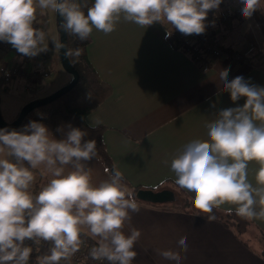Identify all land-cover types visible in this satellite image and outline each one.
Wrapping results in <instances>:
<instances>
[{
  "label": "clouds",
  "instance_id": "9594fccd",
  "mask_svg": "<svg viewBox=\"0 0 264 264\" xmlns=\"http://www.w3.org/2000/svg\"><path fill=\"white\" fill-rule=\"evenodd\" d=\"M242 15L251 18L261 0H241ZM221 0H0V41L11 45L29 59L48 51L46 32L34 27L37 15L52 11L62 17L59 25L68 36L88 40L93 30L105 35L121 21L149 27L166 21L184 35H200L206 30L208 12ZM84 9H87L85 13ZM171 32L166 33L170 37ZM54 49H66V58L82 55V49L69 48L53 40ZM229 68L219 71L223 91L233 103L246 98L242 106L219 110L206 123L207 139H193L171 159L174 183L189 193L197 213L209 214L230 205L225 212L246 220H264V87L236 76L228 80ZM214 107V105H213ZM100 120L96 124H102ZM57 131H62L58 128ZM88 133L68 126L66 138L57 140L42 123L30 122L20 131L0 129V264H30L33 245H51L49 254L38 264H70L87 239L95 244L89 256L108 264H132L134 246L141 231L130 227V213L139 212L136 195L121 171L105 169L108 178L92 182L87 162L99 159L95 139L83 140ZM168 164V161H164ZM257 167L254 181L249 165ZM37 175L48 177L38 192ZM167 180L152 185L158 191ZM180 251L160 250L165 260L181 264V251L187 252V237L177 241Z\"/></svg>",
  "mask_w": 264,
  "mask_h": 264
},
{
  "label": "crops",
  "instance_id": "0c3cea01",
  "mask_svg": "<svg viewBox=\"0 0 264 264\" xmlns=\"http://www.w3.org/2000/svg\"><path fill=\"white\" fill-rule=\"evenodd\" d=\"M227 3V7L241 8L238 4ZM260 9L264 12V0H261ZM234 17L231 25L239 23L235 31L213 29L219 42L241 53L242 58L235 60L223 55L212 59L210 65L174 47L166 38L165 21L149 27L121 21L115 31L107 35L93 30L87 56L100 78L110 85L111 92L88 112L85 121L91 126L97 125V120L103 122L99 125L104 127L102 138L106 151L115 168L123 173L130 189L135 185L151 187L161 180H167L169 187L178 189L170 168L171 159L189 141L207 139L205 125L215 119L219 110L245 103L244 97L233 103L230 94L223 91L220 70L230 69L229 81L243 76L250 83L264 87V54L259 47L261 38L258 32L263 40L264 35L255 22L257 29L255 26V31L249 29V36L241 29L244 18L241 15ZM37 27L44 26L39 24ZM47 42L46 35V46ZM53 49L51 42L48 47L51 56L57 52ZM0 58L33 65L38 56L32 59L22 57L8 44L0 52ZM59 71L60 66L54 73L60 74ZM54 73L45 85L52 84ZM70 79L71 75L63 84ZM20 82L22 84L8 85L7 92L26 97L18 110L10 114L11 118L24 103L42 97H29L27 91L15 86L25 85V81ZM41 87L42 84L37 89ZM49 93L45 91L43 96ZM36 122L44 124L55 139L66 138L69 124L62 122V131L55 133L47 124ZM4 156L2 154L0 158ZM165 160L168 164L164 163ZM87 166L92 168L94 184L108 178L107 166L100 156L98 160L88 161ZM256 167L254 163L249 165V179L253 183ZM47 179L37 175V192ZM137 203L139 212L130 213L131 222L124 229L126 233L130 227L141 231L134 246L137 255L132 264H175L158 255L156 250L180 251L177 241L182 236L187 237L188 250L180 252L181 264H264V220H251L248 229L239 233L232 226L217 220L208 221L196 212L163 203L138 200ZM227 207L230 205H223L220 209L224 211ZM250 228L257 235H250Z\"/></svg>",
  "mask_w": 264,
  "mask_h": 264
},
{
  "label": "trees",
  "instance_id": "16d2710c",
  "mask_svg": "<svg viewBox=\"0 0 264 264\" xmlns=\"http://www.w3.org/2000/svg\"><path fill=\"white\" fill-rule=\"evenodd\" d=\"M93 2L94 0H88L89 6H91ZM225 2V0H221V3L219 5L224 7L212 9L208 12L207 18L205 20L206 30L203 34L200 35L194 34L186 36L184 34H181L178 30L172 29L171 25L165 21L163 25L166 28V33L168 31H172V35L170 37H166L167 40L174 47L189 53L199 60H202L207 65L211 64V54L214 45L220 47L229 55L233 54L234 51L230 46L221 44L218 38L212 39L210 36V28L212 23L220 24L226 20V15H228L227 13L229 9L227 11L225 10V7H227L226 5H228V3L225 4ZM84 11L86 13L87 9H84ZM252 16L262 34L264 35V12L261 9H258L253 13ZM39 24L43 25L44 30L46 31V27L48 24L46 13L42 16L41 20L38 23L36 22V24H34V27H37V25ZM46 35L48 38L47 32ZM90 41L91 37L86 41H80L75 36L67 35V45L69 48L82 49V55H80L79 57H73L72 61H70L72 67L76 69L79 74L77 83L70 90L57 97L56 99L33 108L23 118V121L20 123V125L13 130H22L24 125L29 121H40L47 124L53 132L59 133L57 129L60 128V124L62 122H65L72 127H76L81 129L82 131H86L88 134L83 138V140H96L98 155L104 160L107 168L111 169L113 167L112 160L106 151V147L102 138L104 127L102 125L91 126L85 121V116L88 114V112L95 106H97L101 101H103L111 92L110 85L100 78L97 71L88 59L87 46ZM1 43L2 41H0V44ZM47 46H51L49 38ZM52 56L50 57L49 55V65L52 73H54L58 66L61 67V64L58 52H56L55 55ZM1 90L7 92L9 90L8 85H3L0 83V91ZM17 114L18 112L10 119V121L15 119ZM38 185L39 184L36 181L34 185V191L36 192L38 189ZM141 187L146 186H131V190L136 193V191ZM161 188L172 189L176 196L173 202L163 204L177 207L184 211H192L197 213V211L193 208L192 203L189 199V195L185 192V190H182L180 188L175 190L174 188L169 187L167 184H164ZM136 200L146 202L137 198ZM198 214L206 218L209 215L205 213ZM214 215L216 216L215 220L220 221L226 226H232L239 233L246 231L252 223L251 220H246L235 215L234 211L233 213L229 214L221 209H214ZM85 244L92 247L95 244V241L89 238L85 241ZM46 254H49V248L46 244H43L39 247L38 251L32 253L30 257V264H38V257ZM101 263L108 264L107 261H101Z\"/></svg>",
  "mask_w": 264,
  "mask_h": 264
},
{
  "label": "built area",
  "instance_id": "2783aa9c",
  "mask_svg": "<svg viewBox=\"0 0 264 264\" xmlns=\"http://www.w3.org/2000/svg\"><path fill=\"white\" fill-rule=\"evenodd\" d=\"M227 14L228 15H226L225 23H227L226 21L230 18L240 14V9H229ZM41 18L42 16L39 15L38 11L36 22L38 23ZM210 36L212 39L216 38L212 25L210 28ZM7 46L8 43L2 42L0 44V52L4 51ZM223 55L235 60H240L242 58L241 53L234 52L233 54L229 55L220 47L214 45L212 49L211 60ZM49 58L50 57L48 51L40 53L38 55L37 62H35L33 65L20 62H13L4 58H0V83L3 85H9L14 80H23L25 81L23 90L29 92L30 94H33L34 89L40 87L43 81L48 79L52 75V71L49 65ZM26 244L34 247L33 253L35 251H38L39 247L43 244H46L49 249L51 247V245L46 242H42L41 245H38L36 247L32 244L31 241H26ZM90 248L91 246L87 244L82 245L81 249L72 257L70 264H102L101 261H96L90 258ZM61 264H65V262L61 261Z\"/></svg>",
  "mask_w": 264,
  "mask_h": 264
},
{
  "label": "rangeland",
  "instance_id": "374dc122",
  "mask_svg": "<svg viewBox=\"0 0 264 264\" xmlns=\"http://www.w3.org/2000/svg\"><path fill=\"white\" fill-rule=\"evenodd\" d=\"M225 1L229 2L230 4H238L241 6V8H243V3L241 2V0H225ZM222 7H224V6H219L218 8H222ZM225 8H226L225 9L226 11L228 9H234L235 5H230V6L225 7ZM241 8H239L240 14L235 15V16L238 17L239 15H241L243 17L242 12H241L242 11ZM46 15L48 18V24L46 27V32L48 34L49 40L51 42L53 40H59V36H58L59 25L57 22V15L50 10L46 12ZM234 18H230L229 20H227L226 21L227 23H225V21L223 23H220V24L212 23V26H213V28L218 27L224 31H227V30L230 31V29H232V31L233 30L235 31L237 29V26L239 23L237 24V22H236L234 25H231V24H233V22L235 20ZM254 26L257 29V26H256L255 21H254L253 16H252L251 18H248V19L244 18L243 19V23L241 24V29L246 31L248 33V35L250 36L251 33L249 32V29L253 28V30H254ZM43 29H44V27H43ZM216 36H217V34H216ZM258 36L261 38L260 39L261 41L259 43V47H260V50L262 51V53L264 54V40H263V37L260 35V32H258ZM48 38H47V41H48ZM53 46H54V44H53ZM56 51L58 52V49H56ZM50 57H51V55H50ZM263 61H264V58H263ZM59 72L61 75L54 73L52 80H51V82H52L51 85H45V83H47V81H48V79H46L43 81L42 87L40 89H37L31 95L29 92H27V95H29V97L43 96L45 91H49L51 93V92L57 90L59 87L63 86L64 81H66V79H69L70 74L68 72H66L62 67H60ZM64 76H66L65 79H64ZM16 83L18 84L21 82H20V80H14L9 85L11 86V85L16 84ZM15 86H18L17 88L21 89V91L23 90L22 85H21L22 87L20 85H15ZM24 99H26V97L24 95H19V93H16L13 91H9V92H5L3 90L0 91V110H1V113L3 115V118L6 121H10V119H11L10 114L15 113L18 110L20 103L22 101H24ZM2 154L6 155V153H0V156ZM249 232H250L249 234L252 236L257 235V232L252 228H250ZM259 238L262 239V236L260 235Z\"/></svg>",
  "mask_w": 264,
  "mask_h": 264
},
{
  "label": "water",
  "instance_id": "95a60500",
  "mask_svg": "<svg viewBox=\"0 0 264 264\" xmlns=\"http://www.w3.org/2000/svg\"><path fill=\"white\" fill-rule=\"evenodd\" d=\"M56 15H57L58 25H60L62 21V17H60L59 14ZM58 36H59V40L67 44V34L60 27L58 31ZM65 52L66 49H61V51L58 49L61 67L71 75V79L66 84L59 87L57 90L49 94H46L42 97L31 99L26 103H24L19 109L16 118L13 119L12 121H6L3 118L0 110V129L7 128L8 130L11 131L17 128L20 125V123L23 121V118L33 108L56 99L57 97L61 96L62 94L70 90L77 83L79 74L77 70L72 67L70 60L66 58L64 54ZM135 195L137 199L150 203L173 202L176 198L174 191L170 188H160L158 191H153L151 187H141L136 191Z\"/></svg>",
  "mask_w": 264,
  "mask_h": 264
}]
</instances>
